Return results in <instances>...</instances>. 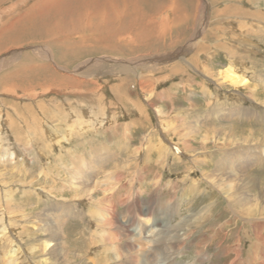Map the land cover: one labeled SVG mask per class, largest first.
<instances>
[{"label": "rangeland", "instance_id": "rangeland-1", "mask_svg": "<svg viewBox=\"0 0 264 264\" xmlns=\"http://www.w3.org/2000/svg\"><path fill=\"white\" fill-rule=\"evenodd\" d=\"M38 1L40 0H0V37H4L13 28L14 21L17 22L25 15L24 19H27L35 13L30 9ZM79 1L65 0L63 7L69 8ZM117 1L121 7L125 5L123 9L130 10L128 18L133 16V21L137 19L135 9L138 10L139 5L140 12H148V8L151 9L154 6L166 5V8L163 7L164 12L155 20L165 17L163 19L169 23L177 17V13L171 6L173 0ZM176 1L183 4V8L191 13L190 17L175 22L173 32L170 33L169 30L163 39H158L159 36L152 35L153 20L146 16V22L151 27L139 29V31L142 30L139 35L138 30L132 31L139 42L130 45L133 49L129 51L124 45L127 40L118 41L116 39L119 37L116 38V36L113 37L115 42L110 41L113 39L105 40V44L110 47H100L95 41L87 40L83 44L85 45L83 52L78 49V41L75 42L74 46L77 45L80 51L79 57L76 58H61L60 51L64 48L60 50L56 47L59 45H54V37L37 39L33 37L15 43L8 42L5 49H2L0 45V58L8 60L0 69L1 86L10 83L7 78L11 77L20 65L22 67L25 64L26 58L32 64H52L51 68L45 67L40 73L32 69H22V88L17 86L16 89H0V151L2 148L0 155L4 154L0 159V209H7V213L4 211L3 216L2 213L0 214L3 217L2 220L0 219V238L1 241L4 240L0 243V251H5L4 254L0 253V264H43L37 257L51 256L50 253L44 254L42 251V238L39 236L41 232L35 227L38 219L37 222H29V218L35 221L37 211H40L43 216L44 211L47 212L46 207L52 205L51 202L55 204L54 200L75 199L71 183L73 172H75L73 153L77 157L76 161L85 155L84 161L90 160L89 163L92 164L94 161L89 156L90 149L94 152L96 145L100 146V144L110 146V150L114 153L112 159L106 161L107 166H99L100 173L97 172L98 179H104L105 173L112 171L113 178L109 177L110 180H108L106 177V179L113 184L118 183L119 187L114 191L116 195L114 199L125 193L124 196L127 197L126 195L133 192L129 199H126L127 202L132 201L137 196L135 194L143 189L146 198L148 195L155 197L156 205L161 208L160 210H166L167 215L162 212L161 219L164 222L168 220L171 231L179 229L182 238H185L182 249L177 246L180 238L168 240L167 244L158 242L150 244L144 238L136 237L132 242L134 241L137 247L142 244V250L146 249L148 254H151L154 252L151 246H155V254L158 253L159 257H164L166 264H264V227L259 229L263 236L258 237L259 233L252 224L254 221L249 222L246 216L236 217L234 213L236 209L230 207L221 191L208 180L210 173L200 171L196 168L197 166L187 172L183 162L172 166L174 158L179 157L180 160L194 167L193 157L203 153L205 155L223 154L227 149L240 144L238 142L242 141L243 133L247 134L256 130L255 133L258 135V129L264 127V86H260L258 82L261 71L264 72V29H259L261 24L257 23V20L261 19L264 23V18L253 14L256 11L264 13V0ZM88 2L93 0H86V3ZM107 3L112 4L113 0H107ZM90 7L93 5L90 4ZM107 8L115 16L116 10L110 6ZM92 9L94 8H90ZM150 13L151 11L148 14ZM58 14L66 17L65 14ZM89 20L91 22L93 18L90 17ZM115 23H118L114 28H118V32L124 34L129 32L125 28L124 20H118ZM96 24L98 26V23ZM150 33L152 38L148 39L151 37ZM199 33L205 36H203L205 42H202L205 50H201L200 41H196ZM86 34V37L95 35H90L88 31ZM113 44H117L118 49H114ZM227 46L235 47L237 56L244 53L249 77L257 83L258 88L253 87L252 91L249 89L241 91L245 95L249 91V94L245 96L247 99L244 100V106L249 107L250 111L263 113L261 116H253L256 117L254 119L244 117L240 119L241 116H238L233 119L234 121H230L239 133L237 137L232 136L231 139L230 122L223 117L219 120L213 118L214 115L216 116L217 108L214 104H220V101L225 100L223 105L228 106L231 101H236L239 97L235 95L233 87L219 85L222 79L218 74L228 65L225 50ZM47 48L53 50V61L40 55V51ZM178 50L182 51L177 57L173 54L168 59L158 57V54L166 55ZM212 52L214 57L210 58L209 53ZM27 55L30 57H26ZM136 58L138 61L145 60L147 68L143 69V66L139 65L140 68L134 67L132 71L130 69L126 71L125 65L129 66ZM173 63L179 64L181 73L170 76V65ZM240 63L244 62L238 58L236 64L240 65ZM151 65L152 68H150ZM154 66L157 68L154 69ZM205 68H208V71ZM56 72L60 75L56 76L57 78ZM35 76L39 77V81H36ZM140 78L156 80V82L151 81L153 85V87L149 86L151 92L142 91ZM217 78L218 81H216ZM207 90L219 95L220 101ZM134 103H139L143 107L144 114L138 111ZM57 111L66 113L63 122L68 128L60 126L62 122L59 116L62 114ZM72 113L81 119L80 123L78 122L79 126L70 125ZM169 116L172 117L169 121L172 129L168 130L164 127L161 117L170 118ZM36 119L40 121V124ZM196 119L199 122L197 126L194 123ZM216 127L225 132L220 134L217 142L213 137L215 134L213 129L216 130ZM54 132H64L65 139H60L62 141L58 139V144L56 140L49 139L47 135L51 136ZM177 132H184L185 138L196 149L188 150L183 142L177 139L179 135L174 136ZM207 134L210 135L209 138H205ZM153 137L154 141L150 143V149L143 153L140 149H143L146 139ZM261 140L263 143L259 145L264 146V130ZM204 144H208L205 149L201 147ZM137 154H141V158L146 155V160L151 162L141 174L139 173L141 165L139 167L135 163V161H141V158L135 157ZM209 158L208 164L203 165L201 161L199 164H202V167L209 166L208 172H213L219 156L215 155L212 160L209 155ZM172 167L173 169L169 171L168 168ZM23 171L26 173L23 174ZM114 176H116L115 179ZM249 177L261 181L260 187L264 188V164L249 169L247 178ZM154 182L156 184H153ZM59 188H64L63 193H60ZM6 193L9 194L8 200ZM126 201L123 204L125 209ZM71 204L78 208V211L81 210V215L69 219V222L65 224V230L71 238L80 242L84 241L88 246V253L82 258L90 261V259L100 258L101 255L105 256L103 247L105 244H110L109 235L116 237V231L111 226L97 225L96 219L93 220L91 214L92 210H102L104 206L100 208L91 204L90 200L84 197L77 198ZM123 207L120 205V212H123ZM252 208L251 212L258 214L259 204ZM169 213L170 216L172 214L170 218L167 217ZM130 216L128 215L129 218ZM184 220L187 222L185 226ZM24 221L26 223H23ZM23 224L29 228L25 230ZM167 228H163L165 233L169 231ZM97 230L101 231V236L104 234L102 232H105L104 236L96 234ZM162 236L164 237L163 233L160 237ZM239 236L242 239L238 240ZM239 244H241L242 252L238 256ZM76 245L77 243L71 247L77 248ZM17 246L21 249L14 250L13 248ZM255 249L259 252V262L254 261L256 260V252L253 254ZM106 253L111 257L110 252Z\"/></svg>", "mask_w": 264, "mask_h": 264}, {"label": "bare ground", "instance_id": "bare-ground-1", "mask_svg": "<svg viewBox=\"0 0 264 264\" xmlns=\"http://www.w3.org/2000/svg\"><path fill=\"white\" fill-rule=\"evenodd\" d=\"M64 2H65V0H40V1H38V3H36L35 6L32 7V9L29 8L30 10H32L35 13H33L27 19H24L26 16L25 15L24 17H22L24 20H22V18H20L17 22L14 21V23H12V25H14V26H12L13 28L11 27L12 29H10L9 32L4 37L3 36L0 37L1 48L5 49L7 47V44L22 41L23 39H28V38L30 39L33 37H35L34 39L54 37V45L55 46H56V44L59 45L56 47H59L60 50L62 48H64V49L66 48L65 50L63 49V51H60L61 52L60 53L61 58H66V57L67 58H76V57H79L78 56V54L80 55L79 50H82L85 47V45H83V44H85L84 42H87V40L95 41V43L97 45H99L100 47L101 46L110 47V45L105 44L106 43L105 40L113 39L110 41L115 42V39L113 37L116 36V38L119 37L118 39H116L118 41H120V40L126 41L127 40V42H125L124 45L127 47L125 49H128V51H129V50L133 49L130 47V45L132 46L134 43H137V41L139 42L138 38L134 37V35L132 34V31L138 30V35H139V34H141V31H142V30L139 31V29H142V28L147 29V27H149V28L151 27L150 25H148V22H146V16H149L153 20L152 21L153 26L151 27V29H153L152 35H154L155 37L159 36L158 39L159 38L163 39L169 30H170V33L173 32L172 30L175 27V22H179L181 19L183 21V19L189 18L190 14H191L183 8V6H182L183 4L181 5L180 2L178 3L176 0L172 1L171 6H172V10L175 13H177V17L174 20H171L169 23L163 19L165 17L160 18L162 20H160V19L155 20V18H158L164 12L163 7L166 8V5H160V6H156V7L154 6L151 9L148 8V12L147 11L140 12V8H141V7H139L140 5L139 6L136 5L138 8V10L135 9L136 14H137V19H135L133 21V19H134L133 16H130L128 18V16H129L128 13L130 10L128 8L123 9L125 7V5H124V7H121L119 2L118 1L116 2V0H113L112 4L107 3V0H93V2H88V3H86V0H80L77 4L74 3L69 8L63 7ZM90 4L93 5V7H90ZM107 6H110V7L114 8V10H116L115 16H113L112 11L111 12L108 11ZM160 7H161V9H160ZM90 8H94V9L90 10ZM186 8H187V6H186ZM199 8H200V6H199ZM203 8H205V6ZM207 8H209V6ZM67 11L71 14L64 13ZM150 11H151V13L148 14ZM58 13L65 14L66 17H63V15H60ZM253 14L257 15V16L259 15L260 18H262V17L264 18L263 12L256 11V12H253ZM237 16H239V15H237ZM90 17L93 18V20L91 22L89 20ZM94 17H97V18H94ZM249 17H251V16H249ZM123 18H125V19H123ZM118 20H124L125 21V24H126L125 28L128 29V31H129L127 34L121 33L120 31L118 32V28L114 29L115 26L118 25V23H115ZM261 20H257L258 21L257 23L261 24L259 29L262 30V29H264V23ZM149 22H150L149 24H151V21H149ZM16 23H19V24H16ZM96 23H98V26ZM86 31H88L90 35L91 34H95V35L97 34L98 36L95 37V35H92V37H89V36L86 37L87 36ZM112 31H114V33ZM122 35H124V37ZM152 35L150 33L149 36H151V37H149V38H148V36H146V37L148 39H150V38H152ZM203 36H201V34H200L199 36H197L198 38L196 40V41H200L201 50H205V47L202 44V42H205L204 41L205 36L204 37ZM238 36H239V34H238ZM139 38H140V36H139ZM75 42L78 43V46H79L78 49L79 50L77 49V45L74 46ZM141 43H143V42H141ZM136 45H138V44H136ZM144 46H146V44ZM75 47L77 49V53H75L76 52ZM94 47H96V46H94ZM113 47H114V49H118L117 44L116 45L113 44ZM224 47H226V46H224ZM1 48H0V50H1ZM56 49L59 51L58 48H56ZM43 50L44 51H40V55L45 59H49V60L53 61V59H54L53 50L48 49V48L46 50L45 49H43ZM225 50H226V56L228 59V65H226L223 69H221L219 74H218V76H220V78L222 79V81L219 83V85H221V86H226V85L228 86L229 85L230 87H233V91L236 92L235 95L239 96V97L236 101L234 100L235 102L231 101V103L228 106H226V105H223L225 100H223L224 102H221L219 99V95L213 94V92L211 93L209 90H207L211 95L212 94L215 95L217 97V99L220 101V104H214L217 108L215 110L216 116L214 115L213 118H216V120H219L221 117H223V119L228 120V122H230V121H234L233 119L235 117H238V116H241L240 119L242 117L254 119L257 116H261L263 113L256 112V111H250L249 107L244 106V100L247 99L245 96H247L249 94V91H248V94L246 93L247 95H245L241 91L242 90L246 91L248 89L252 91L253 87L258 88L257 83L254 82L253 80H251V78L249 77L247 65H246L245 60H244L245 59V55H243L244 53L243 54L240 53L237 56L236 48L232 47V46L230 48H228V46H227V49H225ZM180 51H182V50H178V52L175 51L171 54H166V55H164V54L159 55L158 54V57L160 56L161 59L162 58L168 59V58H170V56H172V54H173V56L177 57V56H179ZM82 52H83V50H82ZM209 54H210V58L214 57L213 52L209 53ZM26 57H30V56L27 55ZM137 58L134 59L133 61H131L132 64H130L129 66L125 65L126 67H124V68L126 69V71H129V69H130V71H132V68L139 67V65L140 66L142 65L143 69L147 68L146 63L144 62L145 60L138 61ZM139 58H141V57H139ZM238 58L241 60V62H244V63H240V65L239 64L237 65L236 62H237ZM174 61H176V60H174ZM7 62H8L7 59L3 60V58H0V69L2 67H4ZM45 67L51 68L52 64L51 63H49V64L46 63L45 65H42L41 63H39V65H37L36 63L32 64L30 62V60L28 58H26L25 64L22 67L20 65L18 70L11 77L7 78L8 82H10V83L1 86L2 83L0 82V89H16L17 86L22 88V85H21L22 69H26V68L32 69L34 72L40 73L41 70ZM170 67H171V70L169 71L170 76H174L176 74L178 75L181 73L180 72L181 67L179 66L178 63L177 64L173 63L170 65ZM150 68H152V65ZM156 68L157 67H155L154 69H156ZM154 69H152V71ZM32 70H30V71L33 72ZM205 70L208 71V68H205ZM182 74H184V71H182ZM56 76H60L58 72H56L55 77ZM143 77H145V76H143ZM3 78L6 79V77H3ZM38 78L39 77L35 78L36 81H39ZM152 80H154V82H156V80L153 78H149V79L140 78L139 83H140L142 91L151 92V89L149 88V86L152 85L151 84ZM186 80H187V78H186ZM216 81H218V78L216 79ZM52 82H54V81H52ZM258 82H259L260 86L261 85L264 86V72H262V71H261L260 76L258 77ZM28 85H26V86H28ZM205 86H206V84H205ZM152 87H153V85H152ZM206 87H208V86H206ZM4 103H6V102H4ZM134 105H137L136 107H137L138 111L140 113L144 114V109L139 103H134ZM57 113H59V112L57 111ZM59 114H62L61 116L58 115L60 117L61 122H62L60 126L62 128H63V126L68 128V126H66V124H64V122H63L66 113L61 112ZM75 115L72 113V118H71V116H69L71 118L70 122H69V123H71L70 125H72V124L78 125L79 120H81V119H79L78 115H76V116ZM253 116H256V117H253ZM169 117L170 118L161 117L164 127L168 130L172 129V125H169V121H171L172 117L171 116H169ZM211 117H212V114H211ZM263 117H264V114H263ZM102 121H103V119H102ZM37 122L40 124L39 120H37ZM194 123H195V126H197L199 123L198 119H196L194 121ZM34 125H35V121H34ZM80 126H82V125H80ZM233 126L234 125L230 122V131H231V133H229L231 136L230 139L232 138V136L237 137V135H239V133L236 131L237 128H235L236 129L235 130ZM261 126H262V124H261ZM249 128H250V126H249ZM74 129H75V127H74ZM77 130H78V128H77ZM146 130H147V128H146ZM263 130H264V127L263 128L260 127V129H258V135L255 133V132H257L256 130H252V132L247 131L248 132L247 134L243 133L242 141L238 142L240 144L238 146H233L232 148L227 149L226 151H224L223 154L209 153V154L205 155L203 153L202 155L193 157L192 161H193L194 167L191 166L190 164H188L187 162L180 160L179 157L174 158V161L172 162L173 167L176 164H181L183 162L182 164L185 166V171H187V172H189L191 168H195L197 166L196 168H199L200 171L204 170L205 173H210L208 175V178H210V179H208V180L211 182V184L215 185L221 191L223 196L227 199L230 207L236 209L234 211V213L236 214V217L246 216V219H248L249 222L254 221L252 224L255 225L256 231L259 233L258 237L263 236L261 233L262 231H260L261 230L260 227L261 228L264 227V212H263L264 211V188L260 187L261 186L260 184L262 183L261 181L253 180L250 177L247 178V176H248V170L249 169H252L253 167H255L257 165L264 164V146L259 145V144L263 143V141L261 140V135L263 134ZM213 131L215 133L213 135V137L215 138L216 142H217L218 138L220 137V134L225 133L224 131H221L219 127H216V130L213 129ZM63 133L54 132V133H51V136H50V134H48L47 136L49 137V139L56 140V142L58 144L59 143L58 139L59 140L63 139V138L65 139V136H63ZM151 133H152V131H151ZM65 134H67V133H65ZM177 135H179L177 137V139L180 142H183V144L185 145V147L188 150H193V149L195 150L196 149L189 142V140L185 138L184 132H177L174 134V136H177ZM154 137L146 139L147 140L146 144H143V146H142L143 149L142 148L140 149L143 151V153L145 150L147 151L150 149V143L154 141ZM209 137H210L209 134H207L205 136V138H209ZM60 141H62V140H60ZM34 144H35V142H34ZM207 146H208V144H204V146L201 145V147L204 149L207 148ZM91 147H94V146H91ZM175 147H177V146H175ZM110 149H111L110 146L105 145V144H102V145L100 144V146L96 145L94 152L90 149V155L89 156H91V159L94 161L92 164L89 163L90 160H87V162L84 161V158L86 157L85 155H83L84 156L83 158L76 161L77 157L73 153L72 159H74L73 160L74 161L73 167L75 169V172H73L71 183H72V189L74 190V191H72L73 192V198H75V199L74 200L73 199L57 200L58 202L54 200L55 204H53L51 202L52 205H50L49 207H46L47 212L44 211L43 216L41 215L40 211H37L35 213V215L37 217L35 219V221L33 219L31 220L29 218V222L30 221L37 222V219H38V223L37 224L35 223V227H37L38 230L41 232V234L39 236L42 238V247H43L42 251L44 252V254H48V253L51 254L50 257H46V255H44L41 258H40V256L37 257V258H39V261L42 262L43 264H113V263L114 264H166L165 263L166 260L164 257H159L160 255L158 253L155 254V252H156L155 246L150 245L151 248L154 250V252H152L151 254L150 253L148 254L146 249L144 251L142 250V248H141L142 244L141 243H140L141 245H138L139 247H137V245L135 243H133L134 241L132 242V240L133 239L135 240L136 237H139L141 239L144 238L146 240V242H149L150 244L152 242H153V244L155 242H158L159 244H167L168 240L170 241L172 239L176 240V239L180 238L179 242L177 243V246L180 247V249H182V247H184L183 245L185 243V238L184 237L182 238V235L179 233V229H177V230L173 229L171 231V229L168 227L169 226L168 220H165V222H164V220L161 219L162 218L161 213L163 212L164 214H166V210L165 209L160 210L161 208H159L156 205L155 197L148 195V197L146 198L145 197L146 194L145 193H144L145 195L143 194V192H145V191H143V189H141L138 193L135 194L137 196L134 197L132 201H130V200L128 201L129 203L126 201V199H129L130 195L133 192L130 193V195H126L127 197L124 196L126 193L121 195L122 198H121V196L118 197L119 196L118 195L117 199H119V198H121V199L117 200L115 198L116 199L115 200L114 197L116 195H115L114 191H116L117 187H119V186L117 185L118 184L117 182L113 184L111 181H108V180H110V178L111 179L113 178V176L111 175L112 171L105 173L106 175H105L104 179H98L97 172L100 173L99 166H105L106 161L107 162L110 161L114 155V153H112V151ZM0 152H2V148H1ZM72 152L73 151H71V153ZM143 153H142V155H143ZM83 154H85V153H83ZM142 155L137 154L135 157L141 158ZM209 155L211 156L212 160L215 158V155L219 156V158H218L219 160L217 161L216 166L212 170L213 172H208L207 169L209 166L208 167H202V164L203 165L208 164V162H209L208 160L210 159ZM3 156H4V154L0 155V159H2ZM114 157L116 158V156H114ZM200 161L202 164H199ZM135 163H137L139 167L141 165L140 172H139L140 174L142 173L143 170L146 169V167L150 166V164H151L150 161L146 160V155L143 158H141V161H135ZM122 165L125 166L123 163H122ZM173 167L168 168V170L170 171L171 169H173ZM134 168H136V167H134ZM110 170H111V168H110ZM121 171H123V170H121ZM136 171H138V170H136ZM25 173H26V171L25 172L23 171V174H25ZM114 173H115V171H114ZM123 176H125V175H123ZM106 177L108 180L106 179ZM115 177L116 176H114V179H115ZM127 178H128V176H127ZM157 182H159V181H157ZM111 183L113 185L110 187ZM120 184L121 183H119V185ZM153 184H156V183L154 182ZM139 187L140 186L138 185V188ZM63 189L64 188H62V189L59 188L60 193H63ZM253 191H255V192H253ZM5 196H6V199L8 200L9 194L6 193ZM5 196H4V199H5ZM82 197L88 198L90 200L91 204H95L96 206H98L100 208L104 206L105 209L103 207V208H101L102 210H92L93 212L91 211V214L93 216V220L96 219L95 221H96L97 225L111 226L116 231V234H115L116 237L109 235L108 237L110 239V244H105V246L103 247L104 248L103 252H105L104 253L105 256L101 255L100 258H97L94 260L90 259V261H88L89 259L82 258V256L84 254L88 253V246L86 245V243L84 241L80 242L77 239L74 240L73 238H71V236H69L68 232L65 230V224L67 223V221L69 222V219L77 218L81 215V212H80L81 210L78 211L77 210L78 208L74 207L71 203L74 202L75 200H77V198H82ZM124 201L127 202L125 204L126 209L123 207ZM6 203H7V201H6ZM258 204L260 207V208H258V209H260L258 214L252 213L251 212L253 209L252 207L254 205H258ZM88 205L90 206V204H88ZM120 205H122V207H123V209H122L123 212H120V210H121L119 208ZM87 210H89V208ZM4 211L6 212L7 209L6 208L0 209V214L2 213L1 214L2 216H3ZM5 212H4V214H5ZM171 213H173V212H171ZM127 214L129 216L131 215L130 218L128 217ZM2 216H0L1 220L3 219ZM171 216H172V214H171ZM171 216L169 213V216H167V217L170 218ZM83 217H85V216H83ZM67 218H68V220H66ZM152 221H153V223H150ZM137 222H139V223H137ZM249 222H248V224H249ZM23 223H26V221H24ZM185 223H187V222L184 220V223H183L184 226H185ZM177 224H178V222H177ZM24 225L25 224H23V226ZM68 225H67V227H68ZM24 228L26 230L29 227L24 226ZM163 228H167L171 232L169 233V231H168L167 233H165ZM158 231H159V233H158ZM96 232H97L96 234L100 235L101 231L97 230ZM188 232H190V231H188ZM102 233L105 234V232H102ZM160 233L161 234L163 233L164 237L163 236L160 237L161 236ZM104 234H102V236H104ZM3 235H5V233ZM240 239H242V238H240V236H239L238 240H240ZM0 241H1V238H0ZM3 241L4 240H2L0 243H2ZM139 241H140V239H139ZM181 242H182V244H181ZM76 243H77V245H76L77 248L71 247V246L75 245ZM240 245L241 244H239V247L237 248L238 256L242 252ZM15 246H16V244H15ZM19 248L20 247L17 246L13 249L19 250ZM256 250L257 249H255L253 252V254H255V252H256V254H255L256 260L254 259V261L259 262V252H257ZM4 252H5L4 250L0 251V253H2V254H4ZM106 252H110L111 257ZM17 260H18V258H17ZM112 260H113V262H112ZM8 262L11 263L12 261L8 260Z\"/></svg>", "mask_w": 264, "mask_h": 264}]
</instances>
